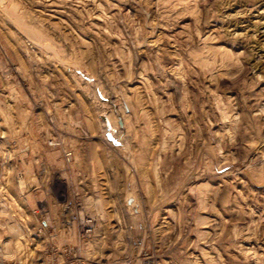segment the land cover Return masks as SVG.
<instances>
[{"label": "rangeland", "instance_id": "obj_1", "mask_svg": "<svg viewBox=\"0 0 264 264\" xmlns=\"http://www.w3.org/2000/svg\"><path fill=\"white\" fill-rule=\"evenodd\" d=\"M0 264H264V0H0Z\"/></svg>", "mask_w": 264, "mask_h": 264}, {"label": "built area", "instance_id": "obj_2", "mask_svg": "<svg viewBox=\"0 0 264 264\" xmlns=\"http://www.w3.org/2000/svg\"><path fill=\"white\" fill-rule=\"evenodd\" d=\"M84 225H85V231L88 232L91 230L92 228V221L91 220H87V221H84Z\"/></svg>", "mask_w": 264, "mask_h": 264}]
</instances>
